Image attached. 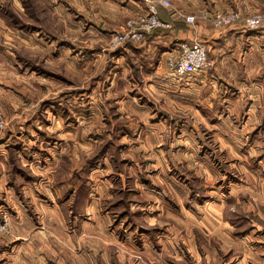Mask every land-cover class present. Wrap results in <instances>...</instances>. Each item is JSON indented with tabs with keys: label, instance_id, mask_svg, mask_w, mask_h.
Instances as JSON below:
<instances>
[{
	"label": "rangeland",
	"instance_id": "374dc122",
	"mask_svg": "<svg viewBox=\"0 0 264 264\" xmlns=\"http://www.w3.org/2000/svg\"><path fill=\"white\" fill-rule=\"evenodd\" d=\"M131 1L0 0V187L22 210L0 208V264H264V105L227 110L226 130L224 105L166 78L168 55L149 84L116 53L156 28L113 39L149 2ZM168 1L157 11L188 14ZM186 2L195 25L257 31L245 62L264 78V0ZM20 139L31 164L13 153ZM49 147L61 155L44 159Z\"/></svg>",
	"mask_w": 264,
	"mask_h": 264
},
{
	"label": "crops",
	"instance_id": "0c3cea01",
	"mask_svg": "<svg viewBox=\"0 0 264 264\" xmlns=\"http://www.w3.org/2000/svg\"><path fill=\"white\" fill-rule=\"evenodd\" d=\"M60 1L63 2V0ZM83 1L84 0H76V2H73L72 0H65L66 7L68 6L69 10H72V6H74L75 9L83 8ZM116 1L117 0H96V4L100 5V3H103L108 5L111 3L117 5ZM186 1L190 0L176 1L177 5L179 4L178 9L181 8V10L184 11L183 13H192L197 11V9H194L193 4L187 3ZM132 3L133 1L131 0H123L121 5L122 8L126 9L128 8L126 6ZM144 3L146 4V1L142 0V4ZM91 6H93L91 8L93 10V14H95V1L91 4ZM165 8L166 7L163 5H158V13L162 19L170 22V27L161 26L153 31L147 32L144 39L140 43L131 42L125 46L123 50L120 49L121 51L119 50L116 52L118 55L125 53L127 59H130L129 67L137 68L135 72H142V76L144 75V72L146 75L156 76L154 80L151 78L152 82H149V79L145 80L146 82H149V84L156 85V82L161 84L164 80L159 77L163 73H161V69H159L158 66H153L159 65L162 58L165 60L168 51L175 47L176 43L181 39L185 40L198 38L206 44L208 56L211 60L210 67L190 73L188 76L182 78L176 77L171 69H169V71L164 70L166 72H164L166 78L170 82L173 81L175 87L181 85L183 87V91L186 89L188 91V96L190 97L188 100L193 99L194 101H199L196 102L198 106L203 107L200 103L202 98L206 101H215L214 108L218 107L220 111L221 109L224 110L225 106V117L223 116V120L225 118V121L223 122L221 118V121L225 124L232 121L231 117V119L226 117L228 115L226 112L227 110L228 112L234 113L241 106L246 109L247 114H250L252 107L261 108V106L264 105V78H261V76L252 77V71H250L245 62V59H249V51L252 47L251 43H253L252 37L256 38L255 36H257V31L254 29L244 28L239 25L230 24L219 27L220 29L217 32L213 31L215 28L210 27L209 25L207 26V22H197L195 25L186 21L181 16V11L177 10L175 7L174 10H170L169 12ZM79 10L78 12H80ZM89 22L92 23L89 27L93 28L110 27L108 25H103L96 18H93V21ZM210 47H212V51ZM239 47L242 50L240 53L237 51L239 50ZM128 61L126 60L127 64ZM237 61H243V67H240ZM233 63H236V67L234 69L232 68ZM224 66H227L226 69H223ZM169 76H171V78H169ZM199 89H201L200 91L202 92L198 91ZM151 104L154 106L152 109L154 110L156 104L150 100V105ZM248 117L249 115L245 117L243 123L248 122ZM252 122L254 123L255 121ZM257 123L260 124L259 127L262 126V128H264V113H262L260 121ZM227 124L226 130L231 127V124ZM20 140V144L14 149L13 153L17 154L21 160L25 159L26 162L31 164V161L35 159L33 157L34 155H28V157L24 156L23 151L28 145H24L25 140ZM4 142H6V140L0 141V159L2 158L3 160H6L9 148L6 147L7 142ZM54 146L59 148L58 145ZM48 150L49 154H47L44 159L48 158L55 160L59 155H61L57 149L49 147ZM56 154L57 156H55ZM5 187V190L0 187V208L5 210L7 209L13 220V217H15L14 212L19 215L22 210L20 204L18 203L19 200L13 198L14 196H18L16 193L12 192L13 184H8ZM30 187L31 186L28 185V188ZM30 194L32 195V193ZM10 198L12 199L11 201L9 200Z\"/></svg>",
	"mask_w": 264,
	"mask_h": 264
},
{
	"label": "built area",
	"instance_id": "2783aa9c",
	"mask_svg": "<svg viewBox=\"0 0 264 264\" xmlns=\"http://www.w3.org/2000/svg\"><path fill=\"white\" fill-rule=\"evenodd\" d=\"M164 5H169L168 0H159ZM186 21H192L194 14H181ZM249 24L255 25L257 19L248 21ZM135 23L137 25H135ZM170 23L162 19L157 11L154 0L147 1L145 12L139 13L136 19L127 20L126 28L122 31H117L113 35L116 41H135L143 38L147 31L159 26H169ZM166 58L167 65L178 78L186 77L190 73L204 69L210 65V60L207 56L205 44L199 40L179 41L176 46L168 51ZM5 120L2 118L0 110V129L5 125ZM7 214L3 213L0 216V222H6Z\"/></svg>",
	"mask_w": 264,
	"mask_h": 264
},
{
	"label": "trees",
	"instance_id": "16d2710c",
	"mask_svg": "<svg viewBox=\"0 0 264 264\" xmlns=\"http://www.w3.org/2000/svg\"><path fill=\"white\" fill-rule=\"evenodd\" d=\"M159 27H161V26H159ZM156 28H158V27H156ZM156 28H155V29H156Z\"/></svg>",
	"mask_w": 264,
	"mask_h": 264
}]
</instances>
